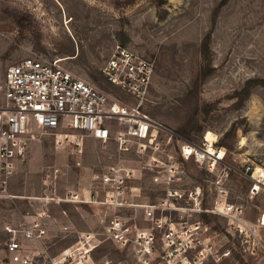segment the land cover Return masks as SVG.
I'll list each match as a JSON object with an SVG mask.
<instances>
[{"label":"rangeland","instance_id":"1","mask_svg":"<svg viewBox=\"0 0 264 264\" xmlns=\"http://www.w3.org/2000/svg\"><path fill=\"white\" fill-rule=\"evenodd\" d=\"M118 47L155 62L144 111L166 129L159 131V144L179 163L182 190L202 188L204 205L212 208L211 177L180 158V144L171 133L200 146L211 132L217 147L226 150L229 166L264 170V0H0V78L29 57L60 59L78 78L130 104L132 99L102 74ZM34 124L40 130L38 116ZM114 131L125 128L115 125ZM130 146L120 152L114 139L104 143L71 130L33 143L8 180L0 169V234L7 237V228L17 229L45 212L52 254L58 255L77 246L82 234L104 240L110 217L123 215L131 222L137 214L132 209L50 201L67 192L98 199L100 180L112 166L134 169L139 176L131 185L144 194L130 203L158 201L163 193L152 185L148 165L154 157L168 158ZM230 180V201L243 205L250 219L264 218V191L250 199L249 175L232 174ZM207 220L223 238L224 221ZM94 261L133 264L130 251L110 242L102 243ZM230 264H264V255L257 260L237 256Z\"/></svg>","mask_w":264,"mask_h":264},{"label":"built area","instance_id":"2","mask_svg":"<svg viewBox=\"0 0 264 264\" xmlns=\"http://www.w3.org/2000/svg\"><path fill=\"white\" fill-rule=\"evenodd\" d=\"M102 74L133 103L123 104L78 78L60 59L29 57L10 66L0 78L1 173L8 180L17 163L29 155L33 143L57 131L71 130L104 143L114 139L120 152L130 151L134 144L142 153H162L168 160L154 157L148 169L152 171V185L163 196L154 203H130L131 198L144 194L131 185L139 178L136 170L109 167L100 180L98 199L92 193L85 196L67 192L50 201L96 204L116 211L132 209L137 214L131 222L123 215L110 217L104 240L82 234L77 246L54 255L45 223L48 215L37 213L17 229L7 228V237L0 234V264H96L94 256L103 242L130 251L133 264H230L237 256L257 260L264 255V218L252 220L243 205L230 201L232 174L241 178L249 175L250 199L264 191V176L257 174L258 168L247 165L244 171L231 167L226 163V150L217 143L211 146L204 141L196 146L170 132L180 144V158L195 162L211 177L207 185L213 205L207 208L202 188L188 192L181 189L179 163L159 144V131L166 129L144 111L155 62L118 47ZM34 116L39 117L38 131ZM115 125L123 126L125 131L115 132ZM58 173L56 169L54 174ZM209 216L224 221L223 238L207 220Z\"/></svg>","mask_w":264,"mask_h":264},{"label":"bare ground","instance_id":"3","mask_svg":"<svg viewBox=\"0 0 264 264\" xmlns=\"http://www.w3.org/2000/svg\"><path fill=\"white\" fill-rule=\"evenodd\" d=\"M205 138H206L205 139L206 142H208V144H211V146H213L214 143H216L218 141V137L211 132H209ZM257 174L264 176V171L262 169L258 168Z\"/></svg>","mask_w":264,"mask_h":264}]
</instances>
